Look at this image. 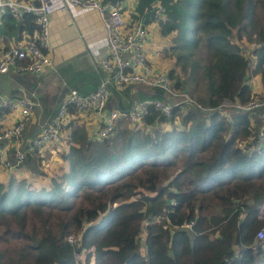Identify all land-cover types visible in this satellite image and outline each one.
<instances>
[{"label": "trees", "instance_id": "1", "mask_svg": "<svg viewBox=\"0 0 264 264\" xmlns=\"http://www.w3.org/2000/svg\"><path fill=\"white\" fill-rule=\"evenodd\" d=\"M107 1L122 12L123 0ZM132 17L171 37L168 74L201 107L174 106L166 117L149 104V129L121 115L104 138L67 119V167L48 186L13 175L0 182V264H264L256 237L264 143L250 146L259 110L222 108L226 99L258 97L251 78L264 86V0H137ZM34 29L31 13L0 15V37L18 41ZM12 70L26 88L12 95L40 93L42 102L33 112L40 123L29 122L32 112L26 119L25 139L42 132L66 92L88 94L105 75L99 65L68 61L54 73L61 85L47 92L41 74ZM163 97L159 87L112 84L107 107L125 112L135 100ZM37 153L23 165L40 174Z\"/></svg>", "mask_w": 264, "mask_h": 264}, {"label": "built area", "instance_id": "2", "mask_svg": "<svg viewBox=\"0 0 264 264\" xmlns=\"http://www.w3.org/2000/svg\"><path fill=\"white\" fill-rule=\"evenodd\" d=\"M69 6L95 9L103 19L107 52L99 58L98 65L105 75L97 88L88 94L81 95L75 89L66 92L56 115L43 127L42 132L25 142L24 146L14 147L11 153L10 144L23 140V128L37 105V97L35 92L31 95L0 94V110L9 108L15 114L14 121L0 130V164L6 169H18L23 165L26 153L38 152L47 144L60 142L64 132L63 125L70 118L68 107L73 108L72 112L83 114L96 115L103 112L112 84L120 88L135 87L137 84L159 87L164 97L135 100L127 112L111 109L103 123L94 131L97 138L107 136L121 115H125L131 125L138 124L149 129L144 119L149 104H153L166 117L172 116L174 106L193 104L201 107L186 90L174 86V80L167 71L156 70L147 59L143 49L148 37L147 24L142 20L127 22L120 5L107 0H0V15L6 11L16 17L31 13L35 22V29L24 34L20 43L12 44L0 53V72L14 68L20 73L39 75L52 68L48 31L50 17L54 10H66ZM262 87L257 92L258 97L246 104L224 100L229 101L231 106L251 112L259 110V123L256 125L251 147L264 143V109L260 110L264 108V86ZM257 215L260 219L264 218V201L258 205ZM256 237L264 239V227L256 232ZM69 240L75 239L69 237Z\"/></svg>", "mask_w": 264, "mask_h": 264}, {"label": "crops", "instance_id": "3", "mask_svg": "<svg viewBox=\"0 0 264 264\" xmlns=\"http://www.w3.org/2000/svg\"><path fill=\"white\" fill-rule=\"evenodd\" d=\"M121 3L123 8L122 13L127 22L140 20V18L135 19L132 17V14L135 13L137 0H123ZM96 11L97 10L95 9H84L78 6H69L66 10L56 9L51 14L48 31L53 65L52 68H49L46 72L40 75L39 82V86L44 87L45 91L52 92L56 84L61 85L60 79L54 75V73L58 71L60 64L73 61L82 67L90 64L98 65L99 58L106 54V29L104 27L103 19L100 18L101 16L99 17L100 14H97L98 11ZM146 24L148 37L143 46L146 57L156 70L168 72L174 67V63H171L170 61L167 62L162 59L161 54L159 53L160 44L163 43V45H165L167 43L166 37L159 33L156 22ZM17 43H20V40L15 41L14 37H0V53L10 45ZM255 80H259V78L256 77ZM15 87L20 92L23 91V88L26 89L24 84H15L10 76V73L0 72V94L12 96V90ZM38 98L35 108L38 107L41 110L42 102L40 100V93ZM110 110L111 109L108 108L106 104L105 110L99 114L94 115L71 112L69 114V119H76L79 124L83 123L88 129L89 134L92 135L94 134V131L103 123ZM35 111V109L32 111L29 122L33 123L37 121V123H40L39 118L41 112L39 111V114L37 112L33 114ZM14 119L15 114L9 110V108H3L0 111V130L5 126L10 125ZM66 134L67 130L64 129L63 139L60 143L47 144L38 151L37 157H42L40 161V170L42 173L37 174L26 165H22L18 169H6L0 164V182L6 183L9 177L13 175L16 178H26L28 183L33 187H38L40 185L48 186L50 184L51 177L55 176L57 171L61 168L67 167V161L62 157V152L67 149L68 146L65 140ZM31 138L33 137L29 136L25 139L23 136V140L21 142L10 144V153L14 147L24 146V143H27Z\"/></svg>", "mask_w": 264, "mask_h": 264}, {"label": "rangeland", "instance_id": "4", "mask_svg": "<svg viewBox=\"0 0 264 264\" xmlns=\"http://www.w3.org/2000/svg\"><path fill=\"white\" fill-rule=\"evenodd\" d=\"M97 12V11H96ZM97 14H99L98 12H97ZM99 17H100V15H99ZM101 18V17H100ZM163 36H165L166 37V41H167V43L165 44V45H163V43L162 42H160V43H162V44H160V47H159V53L161 54V57H162V59H164L165 61H167V62H173L174 63V59H173V57H171L170 55H169V49H168V47L172 44V41H171V37H169V36H166V35H163ZM164 39V38H163ZM168 41H169V43H168ZM167 48V51H168V53L166 52V50H164V49H166ZM157 51V50H156ZM13 70H12V68L10 69V70H8V71H6L7 73H11ZM256 78H251L250 79V81H251V84H252V87L254 88V89H256V92H258V90H260L261 88H263L262 86L263 85H261V83H260V81H258V80H255ZM255 98H257V97H254V98H252V99H255ZM229 106H231V103L229 102V101H224V103L222 104V108H223V110H226ZM253 111H256L255 109L253 110ZM259 117V116H258ZM259 123V121L257 122V124ZM144 192H146L145 190H143ZM144 192L143 193H140V194H144ZM262 220L264 221V218H262ZM139 236L141 237V238H143L144 237V232L143 233H140L139 234ZM141 249L142 248H144L143 247V244L141 243ZM75 258L76 259H78V260H84V254H79V253H76V255H75Z\"/></svg>", "mask_w": 264, "mask_h": 264}]
</instances>
